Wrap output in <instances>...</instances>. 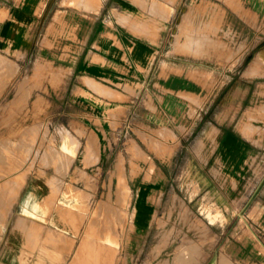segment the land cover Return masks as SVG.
<instances>
[{"label":"rangeland","instance_id":"rangeland-1","mask_svg":"<svg viewBox=\"0 0 264 264\" xmlns=\"http://www.w3.org/2000/svg\"><path fill=\"white\" fill-rule=\"evenodd\" d=\"M21 1L25 37L0 51V194L22 183L0 198V264H264V0H182L163 38L161 0ZM100 32L159 49L96 73Z\"/></svg>","mask_w":264,"mask_h":264},{"label":"crops","instance_id":"crops-1","mask_svg":"<svg viewBox=\"0 0 264 264\" xmlns=\"http://www.w3.org/2000/svg\"><path fill=\"white\" fill-rule=\"evenodd\" d=\"M164 6L168 9L166 14V19L155 16L156 20L160 23H164V29H158L154 32V38H163L166 36L167 27L172 25L174 19L177 18L178 10L180 9L182 0H161ZM161 3V2H160ZM162 4V3H161ZM246 4V3H245ZM263 2L252 3L251 5H261ZM23 2L21 0H0V51L6 52L7 48L18 47L19 38L25 37L22 34L23 28L21 27L22 23L28 22L30 20V14L27 11H23ZM248 5V4H247ZM171 35V33H170ZM125 37V36H124ZM122 39H116L115 34L111 32H100L95 35L90 43V47L93 48L94 54L99 58L97 65L99 69L93 70L96 73H107L108 69H114V64L124 62L127 59H130L137 62L140 68H146L148 64L152 61L150 54L153 56L158 52L159 47L157 43H152L148 41H138L135 38L129 37ZM87 40V38H86ZM113 46V47H112ZM121 64V63H120ZM99 70V71H98ZM104 70L105 72H103ZM177 73H168L164 76L165 80L171 77H176ZM161 78V74L159 73ZM162 84L164 87L171 91H182L181 93H187L192 98L194 97L192 91L189 90L187 81L178 85H171L162 82L161 79L155 81V83ZM183 95V94H182ZM162 97V95L160 96ZM183 97H185L183 95ZM189 98V97H185ZM64 128V127H63ZM66 132H70L65 128ZM73 132V133H72ZM77 138L80 136L72 130ZM172 132V131H171ZM78 138V139H79ZM80 142V141H79ZM72 146V145H71ZM73 147V146H72ZM79 147V146H78ZM239 148V144L235 139L227 137L222 141V155H224V160L226 161L225 154L229 153L234 156L237 155L236 152ZM73 149V148H72ZM75 152V151H74ZM228 240V238L226 239ZM199 264H240L236 256L229 254L221 255H212L210 253L204 254L202 256L201 262ZM247 264H257L256 261L249 260Z\"/></svg>","mask_w":264,"mask_h":264},{"label":"bare ground","instance_id":"bare-ground-1","mask_svg":"<svg viewBox=\"0 0 264 264\" xmlns=\"http://www.w3.org/2000/svg\"><path fill=\"white\" fill-rule=\"evenodd\" d=\"M75 1H76L77 3H79V4H81L83 7H85V9H86V8H89V9H90L91 7H94V8H95V7H97V5H98V3H99V0H75ZM99 4H100V3H99ZM87 10H88V9H87ZM88 11H89V10H88ZM92 11H93V10H92ZM53 84H54V83H53ZM67 137H68V136H67ZM68 140H69V137H68ZM69 142H70V141H69ZM7 158H8V157H7ZM8 159H9V158H8ZM9 160H10V159H9ZM9 160H8V162H9V164H10V161H9ZM11 162H12V160H11ZM12 163H13V162H12ZM12 165H13V164H12ZM6 167H8V166L6 165ZM6 169H7V168H6ZM8 169H9V168H8ZM11 169H12V168H11ZM9 171H11V170L9 169ZM9 171H8V172H9ZM8 172H7V174H8ZM12 172H14V171H12ZM10 173H11V172H10ZM8 175H9V174H8ZM25 176H26V174H25ZM5 177H6V176H5ZM14 177H16L18 180H19V179H20V180H23V176H22V175H21V176H20V175H18V176L15 175ZM9 178H11V177H9ZM6 180H7V179H6ZM10 180H11V179H10ZM15 180H16V179H15ZM2 181H3V180H2ZM2 181H1V182H2ZM6 182H7V181H6ZM9 182H10V181H9ZM15 182H16V181H15ZM21 182H22V181H21ZM116 183H117V180H116ZM14 184H15V183H14ZM18 184L21 185L22 183H18V182H17L15 185H13L11 188H9L8 190H6L4 193L0 194V196H1L0 198H2L3 196L5 197V196H6L7 194H9L10 192H12V194H13V192H17L18 188H20V186H19ZM5 185H6V184H5ZM11 185H12V184H11ZM1 187H2V186H1ZM6 187H8V186H6ZM115 187H117V186H115ZM109 188H110V187H109ZM117 188H118V187H117ZM117 188H116V190H117ZM0 190H1V189H0ZM2 190H3V188H2ZM117 191H118V190H117ZM107 192H108V191H107ZM107 192H106V193H107ZM117 193H118V192H117ZM14 194H16V193H14ZM119 194H120V193H119ZM10 195H11V193H10ZM115 195H117V194L115 193ZM13 196L15 197V195H13ZM13 196H12V197H13ZM47 196H48V195H47ZM106 196H107V195H106ZM125 196H126V194H125ZM125 196H124V197H125ZM7 197H8V196H7ZM115 197H117V196H115ZM8 198H11V197H8ZM13 199L15 200V198H12V201H14ZM5 200H6V199H5ZM41 200H42V199H41ZM45 200H46V197H45ZM108 200H110V199L108 198ZM124 200H125V199H124ZM3 201H4V199H3ZM6 201L8 202V201H10V200L7 199ZM12 201H11V202H12ZM43 201H44V200H43ZM87 201H88V200H87ZM87 201H86V202H87ZM0 202H1V201H0ZM7 202H6L5 204H7ZM89 202H90V201H89ZM101 202H102V201H101ZM12 203H13V202H12ZM1 204H2V203H1ZM47 204H48V202H46V205H47ZM86 204H87V203H86ZM108 204H110V203H108ZM113 204H115V203L113 202ZM2 205H3V204H2ZM7 205H8V204H7ZM118 205H119V204H118ZM104 206H105V205H104ZM119 206H120V205H119ZM123 206H124V203H123ZM48 207H49V209H50V206H49V205H48ZM83 207H84V206H83ZM87 207H88V205H87ZM87 207H84V209H85V208L87 209ZM105 207H106V206H105ZM114 207H115V205H114ZM100 208H101V207H100ZM109 208H110V207H109ZM106 209H107V208H106ZM112 209H113V208H112ZM117 209H118V208H117ZM40 210H41V209H40ZM118 210H119V209H118ZM121 210H122V209H121ZM45 212H47V211L45 210ZM119 212H120V211H119ZM108 213H110V211L107 212V215H110V214H108ZM123 213H124V212H123ZM123 213H122V215H123ZM42 214H43V213H42ZM45 214H46V213H45ZM88 214H89V213H88ZM93 214H94V213H93ZM101 214H102V213H101ZM103 214L106 215L105 213H103ZM116 214H117V213H116ZM120 214H121V213H120ZM94 215H95V214H94ZM94 215H93V216H94ZM122 215H120V216H122ZM82 216H83V215H82ZM82 216H81V218H82ZM110 216H111V215H110ZM120 216H119V217H120ZM123 216H124V215H123ZM103 217H104V216H103ZM108 217H109V216H108ZM124 217H126V216H124ZM41 218H43V217H41ZM89 218H90V217H89ZM97 218H98V217H97ZM106 218H107V217H106ZM106 218L104 217L105 220H106ZM111 219H113V218H111ZM121 219H122V218H121ZM124 219H125V218H124ZM124 219H123V220H124ZM93 220L96 222V220L94 219V217H93ZM105 220L102 219V221H105ZM100 221H101V220H100ZM106 221H107V220H106ZM106 221H105V222H106ZM108 221H109V220H108ZM108 221H107V222H108ZM114 221H115V220H114ZM87 222H88V221H87ZM112 222H113V221H112ZM123 222H124V221H123ZM98 223H99V221H98ZM110 223H111V222H110ZM116 223H117V222H116ZM116 223H115V225H116ZM118 223H120V221H119ZM95 224H96V223H95ZM100 224H101V223H100ZM105 224H106V223H105ZM107 224H108V223H107ZM112 224H113V223H112ZM37 225H38V224H37ZM115 225H113V226H115ZM121 225H122V224H121ZM94 226H95V225H94ZM97 226H98V225H97ZM101 226H102V225H101ZM87 227H88V226H87ZM102 227H103V226H102ZM102 227H101L100 229H102V230L104 231V229H103ZM105 227H107V226H105ZM120 228H121V227H120ZM16 229H17V228H16ZM107 229H109V227H108ZM54 230H55V229H54ZM89 230H90V229H89ZM102 230H101V231H102ZM109 230H110V229H109ZM109 230H108V231H109ZM52 231H53V230H52ZM57 231H58V230H57ZM98 231H99V229L97 230V232H98ZM103 231H102V232H103ZM105 231H106V230H105ZM92 232H93V230H92ZM100 233H101V232H100ZM100 233H99V234H100ZM50 234H51V232H50ZM57 234H58V233H57ZM52 235H53V233H52ZM54 235H55V232H54ZM96 236L98 237V234H97ZM100 237H101V236H100ZM0 238H1V236H0ZM26 239H27V238H26ZM105 242H106V241H105ZM52 243H53V241L51 242V244H52ZM55 244H56V242H55ZM35 245H36V244H35ZM53 245H54V244H53ZM68 245H69V244H68ZM81 245H82L83 247H84V245H85V246H86V245H89V246L93 247V244L90 242V240H88V238H87V242L84 241V242L81 243ZM36 246H37V245H36ZM38 246H39V245H38ZM38 246H37V247H38ZM23 247H24V246H23ZM91 247H90V248H91ZM39 248H40V247H39ZM33 249H34V248H33ZM57 249H58V247H57ZM99 249H100V248H99ZM102 249H103V248H102ZM39 250H41V249H39ZM100 250H101V249H100ZM106 250H107V249H106ZM32 251H33V250H32ZM42 251H44L43 248H42ZM83 252H84V251H83ZM100 252H101V251H100ZM103 252H104V251H103ZM105 252H106V251H105ZM77 253H78V252H77ZM101 253H102V252H101ZM107 253H108V252H107ZM26 254H27V253H26ZM28 254H29V253H28ZM84 254H85V252H84ZM91 254H92V253H91ZM29 255H30V254H29ZM100 255H101V254H100ZM106 255H107V254H106ZM106 255H105V256H106ZM108 255H109V254H108ZM19 256H20V255H19ZM92 256H93V255H92ZM109 256H110V255H109ZM25 257H26V256H25ZM76 257H77V256H76ZM93 257H94V256H93ZM93 257H91V260H92ZM102 257H103V256H102ZM84 258H85V257H84ZM96 258H97V257H96ZM98 258H99V257H98ZM98 258H97V259H98ZM100 258H101V256H100ZM103 258H104V257H103ZM86 259H87V257H86ZM101 259H102V258H101ZM109 259H110V258H109ZM20 261H22V260H20ZM24 261H26V260H24ZM88 261H89V260H88ZM88 261H87V260L84 261V264H86L85 262H88ZM92 261H93V260H92ZM98 261H101V262L103 261V263H104V259H103V260H98ZM109 261H110V260H109ZM76 262H78V261H76ZM90 262H91V261H90ZM96 262H97V261H95V263H96ZM93 263H94V262H93ZM95 263H94V264H95ZM109 263H110V262H109ZM109 263H108V264H109ZM78 264H79V263H78Z\"/></svg>","mask_w":264,"mask_h":264}]
</instances>
